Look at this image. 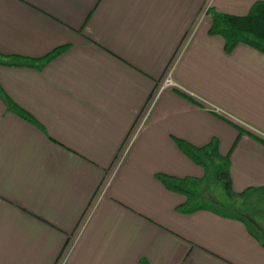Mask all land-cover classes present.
Here are the masks:
<instances>
[{
	"label": "crops",
	"instance_id": "obj_1",
	"mask_svg": "<svg viewBox=\"0 0 264 264\" xmlns=\"http://www.w3.org/2000/svg\"><path fill=\"white\" fill-rule=\"evenodd\" d=\"M258 2L0 0V63L66 47L0 64V264H264V228L179 213L154 177L202 176L174 138L216 137L232 189L264 186V118L235 112L264 104V55L209 34Z\"/></svg>",
	"mask_w": 264,
	"mask_h": 264
},
{
	"label": "trees",
	"instance_id": "obj_2",
	"mask_svg": "<svg viewBox=\"0 0 264 264\" xmlns=\"http://www.w3.org/2000/svg\"><path fill=\"white\" fill-rule=\"evenodd\" d=\"M210 17L211 27L209 34L220 36L224 40L225 53L229 54L237 46L243 45L264 55V2L254 4L246 16L238 17L211 13ZM65 50L66 47L58 48L40 59L9 57L7 62H1L0 64L7 67L40 68L61 55ZM0 93L4 94L1 87ZM180 94L188 100L199 104L198 101L190 95L182 92H180ZM6 103L8 108L16 112L22 118L35 125H39L28 112L17 106L9 98L6 99ZM225 120L230 122L240 132L243 130V128L236 123L228 119ZM249 134L264 144L263 138L252 133ZM174 141L182 153L203 170V175L200 177H178L164 172H156L154 174L156 180L166 190L184 197V201L176 206V211L182 214H188L197 210L208 209L222 216H229L244 221L245 219L241 215L230 214L229 210H218L213 208L210 204H207V200L202 197L200 187L212 181L219 182L229 199L245 200L252 194L264 197V186H249L239 192L232 189L229 171V154H221L219 141L216 137L211 138V140L203 146H194L180 138H174ZM215 161L217 162L214 163ZM211 167L213 172L212 175Z\"/></svg>",
	"mask_w": 264,
	"mask_h": 264
},
{
	"label": "rangeland",
	"instance_id": "obj_3",
	"mask_svg": "<svg viewBox=\"0 0 264 264\" xmlns=\"http://www.w3.org/2000/svg\"><path fill=\"white\" fill-rule=\"evenodd\" d=\"M235 111L243 118L246 116L256 119L258 117L264 118V104L250 105L243 109L236 107ZM234 121V120H233ZM236 122V121H234ZM253 137V136H252ZM255 138V137H253ZM256 139V138H255ZM264 139V138H263ZM215 161L214 163H216ZM212 165V164H210ZM212 167H211V175ZM202 197L207 200V204H210L213 208L218 210H229L230 214L241 215L250 224L253 230L259 231V228H264V197L261 195H250L247 199H229L224 189L219 182H209L207 185L200 187ZM259 233V232H258ZM260 236H264L259 233Z\"/></svg>",
	"mask_w": 264,
	"mask_h": 264
},
{
	"label": "built area",
	"instance_id": "obj_4",
	"mask_svg": "<svg viewBox=\"0 0 264 264\" xmlns=\"http://www.w3.org/2000/svg\"><path fill=\"white\" fill-rule=\"evenodd\" d=\"M175 84L173 83V81L171 80V78H166L164 81H163V84H162V87L161 89H163L164 87L166 86H174Z\"/></svg>",
	"mask_w": 264,
	"mask_h": 264
}]
</instances>
